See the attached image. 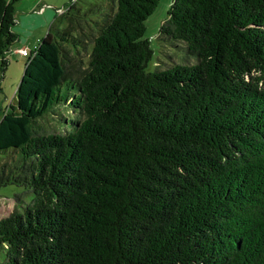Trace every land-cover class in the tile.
<instances>
[{
	"label": "trees",
	"instance_id": "1",
	"mask_svg": "<svg viewBox=\"0 0 264 264\" xmlns=\"http://www.w3.org/2000/svg\"><path fill=\"white\" fill-rule=\"evenodd\" d=\"M158 1L69 0L28 57L0 118V187H22L0 264H264V0H172L158 37L197 60L146 71Z\"/></svg>",
	"mask_w": 264,
	"mask_h": 264
},
{
	"label": "crops",
	"instance_id": "2",
	"mask_svg": "<svg viewBox=\"0 0 264 264\" xmlns=\"http://www.w3.org/2000/svg\"><path fill=\"white\" fill-rule=\"evenodd\" d=\"M69 0H16L14 31L16 38L4 53L5 64L0 62V118L15 95L16 87L23 73L28 57L40 39L45 35L49 24L62 11ZM26 50V54L19 51ZM9 85L7 84V82ZM15 85V86H14ZM12 94V95H11ZM11 95L8 104L3 105L4 97Z\"/></svg>",
	"mask_w": 264,
	"mask_h": 264
},
{
	"label": "rangeland",
	"instance_id": "3",
	"mask_svg": "<svg viewBox=\"0 0 264 264\" xmlns=\"http://www.w3.org/2000/svg\"><path fill=\"white\" fill-rule=\"evenodd\" d=\"M171 1L159 0L152 13L144 21L145 29L143 37L148 39L152 50L151 56L145 65L146 71L164 69L176 63L188 65L197 60L196 56L187 52L184 42H163L158 37L159 26L167 16V10ZM7 84L9 85L8 82ZM11 95H8L6 98L4 97L2 106L8 104ZM57 128L61 130L63 129V125L57 126ZM18 193H22L21 186L6 184L0 187V218L7 215L14 208L15 201L13 196ZM21 197L25 202L31 199V195L28 193H23Z\"/></svg>",
	"mask_w": 264,
	"mask_h": 264
},
{
	"label": "built area",
	"instance_id": "4",
	"mask_svg": "<svg viewBox=\"0 0 264 264\" xmlns=\"http://www.w3.org/2000/svg\"><path fill=\"white\" fill-rule=\"evenodd\" d=\"M19 51L23 54H26V50L24 48H20Z\"/></svg>",
	"mask_w": 264,
	"mask_h": 264
}]
</instances>
